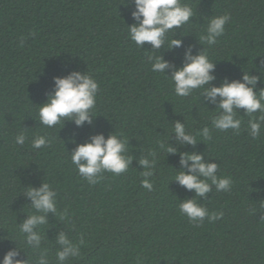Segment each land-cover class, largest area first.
<instances>
[{"label": "trees", "instance_id": "16d2710c", "mask_svg": "<svg viewBox=\"0 0 264 264\" xmlns=\"http://www.w3.org/2000/svg\"><path fill=\"white\" fill-rule=\"evenodd\" d=\"M181 3L195 15L154 50L129 39L127 26L134 21L128 0H0V259L17 246L24 251L18 258L28 256L35 264L39 253L24 246L18 225L32 211L24 192L46 182L57 192L58 209L42 226L50 264H56L60 232L74 242L84 239L81 255L65 264H137V258L143 264H264V124L253 139L251 117L240 109L238 133L213 128L215 104L199 90L176 96L171 80L152 72L147 60L161 56L170 65L165 70L170 77L186 52L206 51L215 79L205 87L240 80L247 72L259 77V92L264 89V0ZM225 13L231 19L217 43H201L207 19ZM171 39L180 46L168 48ZM74 71L98 83L91 124L42 126L37 106L52 91L53 77ZM177 122L186 132L208 127L211 140L178 141L172 131ZM20 133L26 136L24 145L15 143ZM97 134H122L132 160L126 172H105L90 185L70 153ZM37 135H46L50 143L33 149ZM181 153L200 154L218 165V176L231 178L229 191L213 187L196 198L210 213L222 212L219 219L196 223L179 212V203L195 195L174 180L176 171L188 172L180 164ZM142 158L155 161L148 177L152 191L141 186Z\"/></svg>", "mask_w": 264, "mask_h": 264}, {"label": "clouds", "instance_id": "9594fccd", "mask_svg": "<svg viewBox=\"0 0 264 264\" xmlns=\"http://www.w3.org/2000/svg\"><path fill=\"white\" fill-rule=\"evenodd\" d=\"M132 6L130 13L133 24L127 26L128 37L138 48L144 44L151 45L152 49H160L165 46L166 34L170 31L188 24L193 17L194 10L181 0H128ZM231 19L230 14L212 16L207 19L204 32L200 35V42L209 46L215 45L219 37L225 32V25ZM34 35V34H33ZM180 41L171 39L167 47H179ZM147 60L151 71L168 77L173 86L174 94L178 97H188L194 91L199 90L210 103L215 104L218 114L211 120L213 128L226 131L239 132L241 120L238 111L244 109V113L251 118L248 121V132L253 139L260 135L264 124V89L255 90L259 77L247 72L240 80L225 81L220 86L205 87L215 77L211 74L214 64L208 58L207 52L197 55L186 52L184 63L175 68L171 76L165 75V70L170 67L169 63L159 55H149ZM98 83L91 76L81 72H71L66 76L53 77V87L50 93H46V101L38 105L39 123L47 128H54L64 121H73L77 126L84 123L91 124L94 117L93 109L96 104ZM217 97L219 100L217 101ZM261 113L253 116L254 113ZM178 141L187 144H195L197 137L211 140L210 129L204 127L198 132H186L183 124L177 122L172 129ZM26 136L23 133L15 137L17 145H24ZM74 142V141H73ZM50 143L46 135H37L31 141L33 149H41ZM161 148L165 147L163 144ZM169 153L175 154L176 149L168 147ZM126 138L122 134H110L105 138L103 134L93 135L84 143L78 144L70 153V159L75 165L78 174L90 185L97 184L102 174L110 172L119 175L128 170L132 157L126 155ZM180 164L186 166L188 172L176 171L174 180L187 190L195 193L191 199H185L178 205L179 212L192 222H202L206 217L209 221H215L223 216V213H210L208 209L197 202V197H205L215 187L216 191H229L232 186L231 178L217 175L218 165L208 163L202 155L195 153H181ZM189 161L191 163H189ZM145 169L141 176V186L148 191L153 190V184L148 179L153 175L152 169L155 161L147 158L139 160ZM30 200L32 211L26 219L18 225V233L23 238L24 246L30 248L39 255L35 264H50L46 249L42 248L44 240L42 226L47 223V214H58L57 192L49 183L42 182L39 187H28L24 192ZM60 219L64 218L59 213ZM56 244L59 245L55 252L56 264H65L70 258L81 255V246L84 244L83 236L78 242H74L68 235L60 232L56 236ZM22 251L17 246L7 251L0 264H30V259H19ZM137 264H143L137 258Z\"/></svg>", "mask_w": 264, "mask_h": 264}]
</instances>
